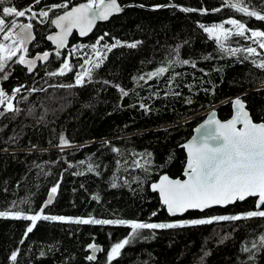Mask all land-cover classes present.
<instances>
[{
	"label": "trees",
	"instance_id": "trees-1",
	"mask_svg": "<svg viewBox=\"0 0 264 264\" xmlns=\"http://www.w3.org/2000/svg\"><path fill=\"white\" fill-rule=\"evenodd\" d=\"M80 1L11 0L0 8L37 13L31 20L36 41L24 52L33 55L52 50L46 39L52 19ZM119 1L125 6L122 13L98 24L91 36L74 34L70 40L71 46L100 40L106 48L99 67L94 65L81 84H75L73 73L55 80L51 75L67 50L52 53L33 75L19 63V55L0 71L5 93L0 98V211L35 215L57 185L44 215L149 223L257 210L256 199L249 197L173 218L150 184L163 173L182 175L186 154L181 144L209 109L216 106L219 117L227 119L230 99L242 93L253 119L264 120V69L245 51L254 46L251 32L264 31V20L227 6L240 3L264 15V0ZM41 11L48 16H40ZM229 20L243 23L245 36L235 35ZM215 24L232 30L225 49L240 51H222L201 28ZM134 43L135 48L128 47ZM160 68L167 71L152 75ZM30 226L28 220L0 217V264H264L259 241L264 217L141 229L135 237L128 225L41 219L27 233ZM124 239L129 243L109 261L112 246ZM253 242L259 250L252 249L250 259L241 249L252 248ZM90 244L101 246L98 261L87 259Z\"/></svg>",
	"mask_w": 264,
	"mask_h": 264
},
{
	"label": "snow or ice",
	"instance_id": "snow-or-ice-1",
	"mask_svg": "<svg viewBox=\"0 0 264 264\" xmlns=\"http://www.w3.org/2000/svg\"><path fill=\"white\" fill-rule=\"evenodd\" d=\"M11 0H0V5L10 4ZM39 3V0H36ZM228 7L235 8L239 12L246 13L250 17H256L264 20V15L257 11H250L248 7L242 6L240 3H230ZM55 7H65L58 5ZM157 7H166V5H158ZM185 12L197 11L196 9L184 8ZM122 11L121 7L117 4V0H88L87 3L80 4L78 7H73L70 11H66L62 16L52 21L59 29L60 32L56 36H49V40H54L58 47H64L67 36L72 32L73 28L80 29V35H85L90 31L96 20H107L113 13ZM203 11V10H201ZM214 11H220L219 8ZM26 12H31V8L18 10L15 6H5L0 8V33H4L3 39L11 41L10 44L0 43V71H4L7 62L12 60L21 48L27 52L25 44L32 39L31 29L32 24H17L15 19L8 20L9 17H24ZM37 13L31 12L32 16ZM40 16L47 17L48 12L41 11ZM229 24L234 25L236 28L235 35L245 36L246 26L237 20H229ZM19 28V31H15ZM201 28L211 35L222 51H227L229 54H235L240 49H225L224 41L232 35L231 29H225L223 24H215L211 27L201 25ZM259 38L262 42L259 47L264 49V31H252L251 37ZM103 39V37H101ZM119 41L108 48L117 47ZM137 45L130 44L128 47L135 48ZM249 55L256 54V48L249 47L245 49ZM100 55L99 52L96 53ZM60 55L59 52L56 53ZM49 57L48 52H44L42 56L37 59L47 60ZM20 64H27L28 70L31 71L36 64V60H26L24 56L19 58ZM182 63L188 64L190 61L183 60ZM255 64V61H253ZM95 67H99L96 64ZM256 67L264 69V60L256 64ZM69 69L67 62L64 63L60 74ZM166 68H160L158 72L152 75H159L166 72ZM91 69L84 72L81 76L77 77L76 83L81 84L84 76L90 77ZM57 73H51L56 75ZM7 78L6 76L4 77ZM17 88L15 91H19ZM123 95L127 96L128 93L121 89ZM5 93L0 88V98H4ZM3 99H0V103ZM191 103V101H188ZM236 109V115L227 122H220L215 119L214 115L201 125L202 129L206 131L200 138H194L189 143L183 145L187 149V168L185 170V180H171L164 176L160 183L153 184L154 190H159L162 203L166 206L167 211L176 215L178 213L187 212L190 209L203 210L214 205H228L236 201H243L246 197H258L257 210L248 211L242 215L231 216H216L211 219H192L176 223H145L129 220H104L95 218H72L65 216H49L44 215V208L42 207L35 215H25L21 212H2L0 217H11L13 219H24L31 221V226L27 228V233L33 231L36 222L43 220H53L62 222H73L76 224H122L128 225L131 228L133 237L139 235L141 229H172L179 228L185 225H202L211 224L213 220H231L239 221L241 219H248L253 217H264V210H259L260 205H264V122L255 123L251 120L249 113L245 111V104L241 98H236L233 101ZM9 110L12 105L9 102ZM237 124H242V127H237ZM61 143L67 145L69 142L61 138ZM137 166L142 167L137 162ZM115 186V185H113ZM58 185L51 188L48 200L44 207L50 205L55 199ZM153 215H156L154 212ZM223 239H227L224 237ZM260 246L264 247V235L259 237ZM129 243V239H124L121 242L112 246L108 254V260L112 261L120 255L121 249ZM89 248L96 250L97 246L94 244L88 245ZM252 249H257V244L253 242L252 248L243 247L241 251L250 253L249 258L253 259L251 255ZM17 258L14 252L11 259L15 261ZM88 260H95L96 256L90 255Z\"/></svg>",
	"mask_w": 264,
	"mask_h": 264
},
{
	"label": "water",
	"instance_id": "water-1",
	"mask_svg": "<svg viewBox=\"0 0 264 264\" xmlns=\"http://www.w3.org/2000/svg\"><path fill=\"white\" fill-rule=\"evenodd\" d=\"M87 2H88V1L83 0V1H80V2L75 3L74 5H72L71 7H69V8H68L67 10H65L64 12H62V13H60L59 15L55 16V17L52 19V21H54L55 19H57L59 16H62L66 11H70L73 7H78L80 4H84V3H87ZM106 2H107V0H106ZM117 4L121 7L122 11H120V12H118V13H113V14L109 17V19L112 18L114 15H117V14H120V13L123 12L125 6L122 5V4L120 3L119 0H117ZM109 19H107V20H96L95 23L93 24L91 30H90V31H87L85 35H80V29H79V28H73L72 32L67 36V38H66V43H65L64 47H62V48L58 47V45L56 44V42H55L54 40H49V39H48L49 36H56V35L60 32V29H59L54 23H52L53 30L50 31V32H48L47 35H46V39H47V41H48V42L51 44V46H52V50L48 51V53H49V57H48V59H47V60L37 59V57L42 56V54H43L44 52H36V53L33 54V55H25V56H24L26 60H28V59H34V60H36V64H35V66L32 68L31 71L28 70V66H27V64H22V65L26 68L28 74L33 75V74L38 70V68H39V66H40V64H41L42 62L48 61V60L50 59L52 53H57V52L60 53V52L64 51V50L69 46V44H70V40H71V38H72V36H73L74 34H76L80 39H85V38L91 36V34L95 31V29H96V27L98 26V24H100V23H105V22H107ZM24 24H27V23H24ZM16 31L18 32V31H19V28H17ZM30 31H31L32 39H30V40L25 44V46H24V47H26L27 49H28V48H29V47H30V46L36 41V32H35V29H34L33 25H32V29H31ZM22 50L24 51L23 48H22ZM24 52H25V51H24ZM62 68H63V67H62ZM65 71H66V70H65ZM65 71H64V72H65ZM16 89H17V88H16ZM236 98H241V100L244 102V104H245V111H247V112L249 113V116H250V118H251V120H252L253 122H255V123H261V122H264V120H261V121H255V120L253 119V117H252V115H251V112H250V110H249L248 107H247V102H246V101L244 100V98L242 97V93L230 99V100H231V104H230V105H231V108H232V114H231V116H230L229 118H227V119H221V118L219 117L218 110H217L216 106L213 107L212 109H209V111H207V113H206V115L204 116V118H203L199 123H197V125L193 128L192 135H191L186 141H184V142L181 144V147L184 149L185 154H186V162H185V166H184V169H183L182 175L179 176V177H172V176L169 175L168 173H163V174H161V175L158 177V179H157L156 181H154V182H152V183L150 184L151 191H152V192H156V193L159 195V198H160L161 203H162V199H161V197H160L159 190H158V189H157V190H154V189L152 188V185H153V184H158V183H160L161 179H162L164 176H167V177H168L169 179H171V180H176V179L185 180V179L187 178V177L185 176V170H186V168H187V159H188V155H187V149L184 148L183 145L186 144V143H189V142L192 141L194 138H197V139L200 138V137L202 136V134L206 131V129H202L200 132H198L197 129H200V128H201V125L205 124L206 121H208L209 118L212 117L213 115H214L215 119L219 120V121L222 122V123L227 122L228 120L232 119V118L236 115V109H235V105H234V103H233V101H234ZM10 101L13 103V101H14V97H12V98L10 99ZM13 109H14V107H13ZM237 127H238V128H239V127H242V124H237ZM48 196H49V194H48ZM48 196H47L45 202H44L43 205H42V207L44 208V211H45V209H46L48 206H50V205L54 202V200H55V199H54L53 202H52L50 205H48L47 207H44L46 201L48 200ZM55 197H56V196H55ZM247 198H249V197H246L245 199H247ZM253 198L256 199V209H257L258 197H257V196H253ZM243 201H244V200H243ZM236 202H237V201H236ZM236 202H234V203H236ZM239 202H241V201H239ZM234 203H232V204H234ZM162 204H163V203H162ZM232 204H228V205H214V206H212V207H209V208H206V209H203V210H199V209H190V210H188L187 212H184V213H178V214H176V215H172V214H170V213L167 211L166 206H165V208H166V211H167L168 215H169L170 217L175 218V217H183V216H185L189 211H200V212H203V211H205V210H208V209H211V208H214V207H223V208H224V207H227V206L232 205ZM163 206H164V205H163ZM262 207H263V205H260V209H259V210H261ZM43 213H44V212H43ZM96 246H97V248H96L95 251H94L93 249H91V252H92L91 255L94 254V255L96 256V259H95L94 261L97 260V257H98V256H97V255H98V250L101 248L100 245H96Z\"/></svg>",
	"mask_w": 264,
	"mask_h": 264
},
{
	"label": "rangeland",
	"instance_id": "rangeland-1",
	"mask_svg": "<svg viewBox=\"0 0 264 264\" xmlns=\"http://www.w3.org/2000/svg\"><path fill=\"white\" fill-rule=\"evenodd\" d=\"M30 16H31V13L26 12V15L24 17H10L9 20L15 19L17 24H24V23H31L32 24V22H31L32 17H31V19H29ZM208 27H211V26H208ZM224 27H225V29H229V27H226L225 25H224ZM3 36H4V33H0V43L10 44L11 41L10 40L5 41L3 39ZM251 40L254 43V46L252 48H256V54H254V55L247 54V58L261 62L262 60H264V49H261L259 47V43L262 42V40L259 38H255V37H252ZM28 49H27V51H28ZM65 50H67V55L65 56L64 62L60 65L58 71L55 72L57 74L53 75L54 80L56 79V76L58 74H60V70L63 67L64 63L67 62L69 65V69L66 70L63 74L71 75L70 73H73V77L75 79V84H77L76 83L77 77L81 76L84 72L89 71V69L92 70V67L94 65H96L98 62H100V60L105 56V53H106V48L104 47V45H102L100 40H96L94 42H79V43L72 45V46L69 45ZM97 52L100 53L99 56H97V54H96ZM18 55H19V58H20V56H25L22 48L20 51H18L16 53L15 56H13V58H15ZM9 65H10V61L7 62V65L5 68H9ZM86 77L87 76H84L83 80L86 79ZM0 81H1V75H0ZM7 105L9 106V103ZM1 106H2V104L0 103V107ZM242 214H244V213L237 214V215H242ZM25 215H29V214H25ZM218 216H231V215H218ZM65 217H69V216H65ZM213 217H216V216H213ZM213 217H210V218H180V219H175V220H172L169 222H149V223H176V222L185 221V220H192V219H211ZM72 218L75 219V218H81V217H72ZM84 219H87V218H84ZM104 220H107V219H104ZM123 220H125V219H123ZM129 221H132V220H129ZM213 221H216V220H213ZM116 225H122V224H116Z\"/></svg>",
	"mask_w": 264,
	"mask_h": 264
},
{
	"label": "bare ground",
	"instance_id": "bare-ground-1",
	"mask_svg": "<svg viewBox=\"0 0 264 264\" xmlns=\"http://www.w3.org/2000/svg\"><path fill=\"white\" fill-rule=\"evenodd\" d=\"M105 259V258H104ZM98 261V260H97Z\"/></svg>",
	"mask_w": 264,
	"mask_h": 264
},
{
	"label": "flooded vegetation",
	"instance_id": "flooded-vegetation-1",
	"mask_svg": "<svg viewBox=\"0 0 264 264\" xmlns=\"http://www.w3.org/2000/svg\"><path fill=\"white\" fill-rule=\"evenodd\" d=\"M87 1V0H86ZM52 31V30H51Z\"/></svg>",
	"mask_w": 264,
	"mask_h": 264
}]
</instances>
